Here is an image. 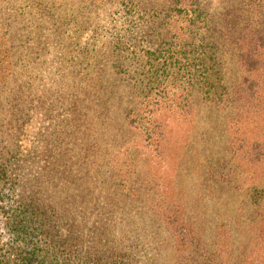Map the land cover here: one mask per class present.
<instances>
[{
	"label": "trees",
	"instance_id": "trees-1",
	"mask_svg": "<svg viewBox=\"0 0 264 264\" xmlns=\"http://www.w3.org/2000/svg\"><path fill=\"white\" fill-rule=\"evenodd\" d=\"M114 1L121 7L120 27L98 44L79 19L71 22L66 18L71 15L63 1L0 0V54L8 70L0 80V115L8 124L7 144L0 148V213L16 250V256L0 254V264H36L38 256H52L50 264H242L250 244L264 243V188L253 187L243 193L242 204L249 210L253 207L249 213L241 208L229 216L223 210L215 212L219 220L214 231L220 230L229 247L227 256H219L217 248L212 250L207 242L201 223L208 215L204 205L209 196L198 193L200 189L192 196L191 190L183 193L177 186L163 194L148 164L150 157L160 156L162 133L153 114L168 102L169 92H178L181 107H188L190 98L197 96L218 107L235 92L251 89L254 79L247 77L254 78V72L264 64V26H240L236 19H228L229 14L220 23L192 3L194 0ZM98 6H89L85 16L95 19ZM77 10L85 9L75 8V16ZM25 12L32 19L38 15L42 25L48 22L46 31L72 23L70 31L56 35L55 57L63 72L59 71L55 107L62 118L53 133L54 143L41 156L44 165L29 152L17 158L10 132L26 113L19 82L25 57L21 26H17ZM171 19L180 21V33H170ZM85 32V43L80 44ZM227 42L233 54L238 51L237 59L244 69L240 75L244 79L232 85L223 74L222 53ZM45 54H50L49 48ZM106 67L130 91L126 119L138 134V146L123 130L111 127L108 107L100 105L102 99L106 101L101 83ZM89 122L102 128L106 145L101 156L82 146L94 131ZM130 142L135 148L127 154L107 155L109 147L116 152ZM16 165L20 169L13 174ZM210 168L205 165L200 170L207 180L206 188L221 181L212 180ZM23 169L26 174L21 173ZM81 213L91 214L97 227L105 225L109 229L105 236L118 232L119 237L113 236V242L100 250L77 251L80 238L69 232L62 234L60 228L78 220ZM252 213L256 220L248 219ZM214 238L215 245L218 235ZM234 244L241 256H234Z\"/></svg>",
	"mask_w": 264,
	"mask_h": 264
},
{
	"label": "rangeland",
	"instance_id": "rangeland-1",
	"mask_svg": "<svg viewBox=\"0 0 264 264\" xmlns=\"http://www.w3.org/2000/svg\"><path fill=\"white\" fill-rule=\"evenodd\" d=\"M61 1L64 2L63 7H66V11L69 10L71 15H67L66 18L72 20L71 22L79 19L81 25L87 28V34L95 36L94 43L105 42V38L113 32L116 33L120 27L118 14L121 7L117 1L55 0L57 4ZM192 3L201 6L219 22L225 14H229L228 19H236L240 26L246 23L254 27L264 26V0H194ZM89 6L100 7L95 19L91 18L92 16L89 18L85 16ZM77 7L85 10H77L75 16L74 9ZM35 17L32 19V16L25 12L17 22L18 28L21 26L19 33L22 37V54L25 57L20 67L19 82L22 87V106L26 113L20 115L10 132L13 133L12 138L15 140L14 148L18 150L16 157L22 158L29 152L35 158L38 157L39 165H44L45 159L41 156L45 154V148H50L54 143L53 133L58 120L62 118V114L57 112L55 107L56 94L61 83L59 71L63 72L61 67L58 69L59 63L55 57L57 36L63 31H70L72 23L58 24V28L53 26L52 29L46 31L49 23L42 25L38 15ZM170 25L168 26L170 33L172 31L181 32L178 29L181 27L179 20L171 19ZM42 29L44 33H41ZM85 37L86 32L80 44L85 43ZM67 44L68 42L65 43ZM224 46L223 74L232 85L244 79L240 77L244 69L237 59L238 51L236 50L233 54V50L228 49V42ZM46 48L50 50L47 56ZM36 54L37 58H35ZM261 58L264 60V49L261 52ZM103 72L101 83L105 89L103 97L106 101L102 99L100 105L102 107L104 104L107 105L112 121L111 127L123 130L128 137L132 138L135 146H138V141H136L138 134L129 127L126 119V112L131 106L130 91L124 84L117 81L109 67H106ZM7 73V67L2 63V54H0V80ZM254 73L256 75L254 78L247 77L249 80L254 79L251 89L235 92L228 102H223L218 107L205 104L199 96L191 97L188 107H181L178 92L174 94L169 92L168 102L153 114V119L159 126L162 136L160 156L150 157L149 170L153 177L161 183L163 194L164 192L169 194L171 188L177 186L183 193L191 190L192 196L199 189L198 193L209 196L206 197L204 205L208 215L201 223L206 230L207 242L212 250L217 248L216 252L219 256H227L229 247L220 230L214 231L215 224L219 220L218 213L216 216L215 212L223 210L225 212L223 214L229 216L235 212L236 208L239 211L241 208V211L246 210L249 213L253 207L250 206L249 210L246 205L242 204L243 193L253 187L264 188V64ZM96 109L101 111L99 106ZM4 117L8 115L5 114ZM6 120H3L0 115V148L7 144L8 124ZM88 125L94 131L85 138L87 143L84 141L82 146L91 150L94 156H101L105 152L104 146L106 145L102 128L95 126L92 122ZM133 143L121 146L116 152H113V148L107 147V155L114 158L122 151L127 154L135 148ZM136 151L142 156L145 155L138 149ZM122 156L121 153L119 157ZM17 158L14 160L16 163ZM93 160L94 157L88 159L89 162ZM113 162L116 163V160ZM205 165L211 166L212 180L215 178L221 180L217 181L216 187H205L207 180L200 172ZM13 168V174H18L20 166L16 165ZM21 173L26 174L24 169ZM217 173H221V176ZM231 179L232 182H228ZM233 180L237 183L236 188L233 187ZM256 216L259 219V216ZM93 219L91 214L81 213L79 221L66 222L61 225L62 234L69 232L80 238L79 245L75 246L77 251L83 253L94 248L100 250L104 244L113 242L111 241L113 236L119 237L118 232H110L105 236L104 233L109 229L105 228V225L97 227ZM248 219L256 220L257 218L253 217L252 213ZM4 222L5 217L0 213V254L16 256V250L11 246V237ZM216 234L219 240L214 245ZM18 247L20 250L24 249L23 244H18ZM248 249L242 264H264V243L250 244ZM233 251L234 256H241L236 249V244L233 246ZM51 260L52 256H38L36 264H50ZM51 264L54 263L51 262Z\"/></svg>",
	"mask_w": 264,
	"mask_h": 264
}]
</instances>
